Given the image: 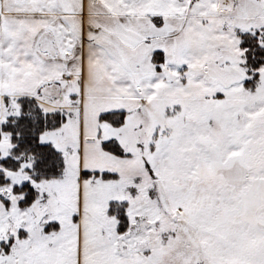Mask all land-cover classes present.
<instances>
[{
    "label": "snow or ice",
    "instance_id": "snow-or-ice-1",
    "mask_svg": "<svg viewBox=\"0 0 264 264\" xmlns=\"http://www.w3.org/2000/svg\"><path fill=\"white\" fill-rule=\"evenodd\" d=\"M0 264H264V0H0Z\"/></svg>",
    "mask_w": 264,
    "mask_h": 264
}]
</instances>
